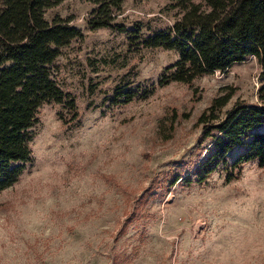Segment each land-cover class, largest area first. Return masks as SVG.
<instances>
[{
    "label": "rangeland",
    "instance_id": "rangeland-1",
    "mask_svg": "<svg viewBox=\"0 0 264 264\" xmlns=\"http://www.w3.org/2000/svg\"><path fill=\"white\" fill-rule=\"evenodd\" d=\"M180 3L123 0L115 25L97 27L87 21L92 0L47 9L83 33L51 65L78 114L42 104L32 159L0 191V264H264V166L182 180L209 152L199 114L228 90L221 113L260 102L262 66L250 54L191 82L158 83L179 51L142 40L173 24ZM118 84L137 93L121 101Z\"/></svg>",
    "mask_w": 264,
    "mask_h": 264
},
{
    "label": "trees",
    "instance_id": "trees-1",
    "mask_svg": "<svg viewBox=\"0 0 264 264\" xmlns=\"http://www.w3.org/2000/svg\"><path fill=\"white\" fill-rule=\"evenodd\" d=\"M61 1L0 0V191L17 181L32 159L30 129L39 121L43 103L60 102L72 109L74 119L78 114L75 98L57 85L51 67L62 46L83 34L71 17L46 16L47 9ZM92 1L96 6L87 17L90 25H115L123 0ZM180 5L173 24L142 40L179 51V57L164 66L158 83L191 82L250 54L258 56L264 77V0H181ZM258 91L260 102L237 100L221 113L233 94L228 90L202 110L198 122L202 140L210 141L209 152L182 180L204 183L218 169L231 180L248 161L264 166V79ZM117 93L128 101L137 91L118 84ZM240 147L244 150L230 161L231 152Z\"/></svg>",
    "mask_w": 264,
    "mask_h": 264
}]
</instances>
